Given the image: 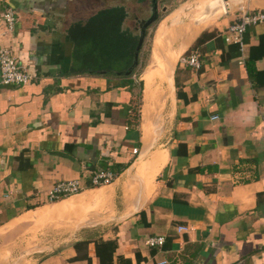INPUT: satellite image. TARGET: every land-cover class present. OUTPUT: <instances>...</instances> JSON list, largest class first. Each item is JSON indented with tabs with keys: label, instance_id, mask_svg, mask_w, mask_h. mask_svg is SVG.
Listing matches in <instances>:
<instances>
[{
	"label": "crops",
	"instance_id": "1",
	"mask_svg": "<svg viewBox=\"0 0 264 264\" xmlns=\"http://www.w3.org/2000/svg\"><path fill=\"white\" fill-rule=\"evenodd\" d=\"M217 2L188 1L186 14L162 17L137 80L138 51L127 75L74 72L66 30L114 6L129 29L138 0H0L14 19L0 46L32 74L0 83V233L75 214L74 230L28 264H264V23L223 40L240 5L264 0L226 12ZM199 13L202 23L182 25ZM202 32L213 36L194 45ZM189 50L198 71L178 63ZM100 169L118 173L90 186ZM72 178L85 188L45 200ZM151 235L164 237L160 247L144 244ZM11 251L0 248V264Z\"/></svg>",
	"mask_w": 264,
	"mask_h": 264
},
{
	"label": "trees",
	"instance_id": "2",
	"mask_svg": "<svg viewBox=\"0 0 264 264\" xmlns=\"http://www.w3.org/2000/svg\"><path fill=\"white\" fill-rule=\"evenodd\" d=\"M125 16L123 7L114 6L99 10L84 23H73L67 28L72 42L71 69L74 72L124 74L133 69L138 35L122 26ZM211 36L212 32L200 33L194 45Z\"/></svg>",
	"mask_w": 264,
	"mask_h": 264
},
{
	"label": "rangeland",
	"instance_id": "3",
	"mask_svg": "<svg viewBox=\"0 0 264 264\" xmlns=\"http://www.w3.org/2000/svg\"><path fill=\"white\" fill-rule=\"evenodd\" d=\"M138 1V7L128 6V16L126 18V26L129 27V30L135 35H139L143 26V22H139V20L146 21L152 13V5L151 2H149L150 0H145V3L143 4H140V0ZM184 1L188 2L192 0H155L157 18L156 21L148 24L144 30L145 40L143 41V46L138 50V60L136 64L138 69L136 67L134 68L136 69L135 76L137 80V74L144 68L143 65L145 64L148 46L150 44V37L152 36L155 25H157L158 21L167 15L168 12H170L176 5L183 3ZM129 2H133V0H129ZM101 4H98V6ZM189 5L183 4V6L187 7H189ZM162 8L166 10L163 11ZM186 12L187 9L184 10L183 14H186ZM200 14L201 13L194 14L193 16H183L184 22H186L182 23V25H187V23H190L191 21L195 23V20L199 19ZM187 17H192L191 21H189V18ZM206 20L208 19H205L203 22ZM201 21L202 20H199V23H202ZM139 87L140 86H137V91L140 89ZM137 101L138 99L136 97V102ZM74 217L75 214H65L63 216L52 217L39 223L29 221L28 223H24L16 228H13L11 232L10 230L1 232V250L6 246H10L12 249L9 256H5L4 261L2 258V264H28L32 262L34 258L45 253L55 244L61 242L64 238H66V234L71 233L72 230H74V228L69 230L71 228L72 220H75Z\"/></svg>",
	"mask_w": 264,
	"mask_h": 264
},
{
	"label": "built area",
	"instance_id": "4",
	"mask_svg": "<svg viewBox=\"0 0 264 264\" xmlns=\"http://www.w3.org/2000/svg\"><path fill=\"white\" fill-rule=\"evenodd\" d=\"M239 16L231 23H229L223 31L224 42L240 41L241 34L250 25L264 23V8L250 9L246 5H240ZM13 12L11 8L7 7L0 12V35L7 36L13 30ZM178 63L188 67L191 71H198L201 68L200 54L196 50H189L178 57ZM32 79V74L23 70L19 62L11 54L10 50L5 46H0V83L23 85ZM211 119H216L217 115H212ZM131 152L135 154L137 148H132ZM116 174L109 169H100L91 173L89 178V185L101 186L109 184L114 180ZM85 186L78 178L68 180H61L53 183L45 193V200L53 202L69 195L80 192ZM186 225H176L175 231L177 233L186 232L188 230ZM164 242L162 235L147 236L144 244L148 247H160ZM156 264H165V260H160Z\"/></svg>",
	"mask_w": 264,
	"mask_h": 264
},
{
	"label": "water",
	"instance_id": "5",
	"mask_svg": "<svg viewBox=\"0 0 264 264\" xmlns=\"http://www.w3.org/2000/svg\"><path fill=\"white\" fill-rule=\"evenodd\" d=\"M242 1L243 0H219V2H217V6H219L220 8H219V10L220 9H222L223 8V10L226 12V11H228L229 10V3H236V4H240V3H242ZM150 2H151V5H152V7H151V9H152V14H151V16L146 20V21H142L143 22V26H142V28H141V30H140V33H139V35H138V40H137V44H136V47H135V55H134V61H133V65H135L136 64V55H137V51H138V49L140 48V46H141V44H142V41H143V38H144V30H145V28H146V26L148 25V24H150L151 22H153V21H155L156 20V18H157V15H156V2H155V0H150ZM183 4H188V2H183V3H181V4H178L176 7H174L170 12H168V14H172L174 11H177V10H179V12H178V14H181L185 9H188L189 7H187V6H183ZM163 10H164V8H163ZM203 13V12H202ZM183 14V13H182ZM202 16V15H201ZM199 17V19H197L198 21L199 20H201L202 19V17L203 18H205L206 16L205 15H203L202 17ZM164 19V18H163ZM160 23V22H159ZM158 23V24H159ZM158 24H157V26H158ZM157 26H156V28H157ZM155 31H156V29H155ZM155 31H154V33H153V37H154V34H155ZM152 43H153V39H152ZM130 73V71H127V72H125L124 74L125 75H127V74H129ZM171 74V73H170ZM171 80V79H170ZM137 157H139V156H137Z\"/></svg>",
	"mask_w": 264,
	"mask_h": 264
},
{
	"label": "bare ground",
	"instance_id": "6",
	"mask_svg": "<svg viewBox=\"0 0 264 264\" xmlns=\"http://www.w3.org/2000/svg\"><path fill=\"white\" fill-rule=\"evenodd\" d=\"M169 15H170V14H169ZM169 15H168V16H169ZM166 18H167V17H166ZM160 78H161V77H160ZM149 91H150V90H149ZM149 91H148V92H149ZM151 91H152V90H151ZM148 92H147V93H148ZM156 99H157V98H156ZM153 100H154V99H153ZM159 100H160V99H159ZM156 101H157V100H156ZM156 101H155V102H156ZM152 104H153V103H152ZM153 105H154V104H153ZM155 105H156V103H155ZM157 105H158V104H157ZM161 105H162V104H161ZM149 107H150V106H149ZM155 107H156V106H155ZM150 108H151V107H150ZM151 111H152V108H151ZM150 113H152V112H150ZM152 114H153V113H152ZM147 127H148V126H147Z\"/></svg>",
	"mask_w": 264,
	"mask_h": 264
},
{
	"label": "flooded vegetation",
	"instance_id": "7",
	"mask_svg": "<svg viewBox=\"0 0 264 264\" xmlns=\"http://www.w3.org/2000/svg\"><path fill=\"white\" fill-rule=\"evenodd\" d=\"M151 12H152V9H151ZM151 12H150V13H151ZM151 14H152V13H151ZM142 21H144V20H139V22H142Z\"/></svg>",
	"mask_w": 264,
	"mask_h": 264
}]
</instances>
